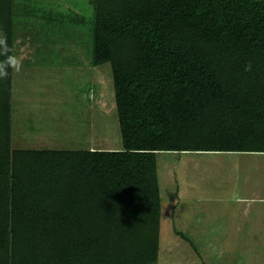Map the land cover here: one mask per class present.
<instances>
[{"label":"trees","instance_id":"obj_1","mask_svg":"<svg viewBox=\"0 0 264 264\" xmlns=\"http://www.w3.org/2000/svg\"><path fill=\"white\" fill-rule=\"evenodd\" d=\"M70 4L111 66L121 147L11 148L0 80V264H159L158 155L264 153V0ZM15 7L0 0L12 49Z\"/></svg>","mask_w":264,"mask_h":264},{"label":"rangeland","instance_id":"obj_2","mask_svg":"<svg viewBox=\"0 0 264 264\" xmlns=\"http://www.w3.org/2000/svg\"><path fill=\"white\" fill-rule=\"evenodd\" d=\"M70 3L75 7L73 9L78 10V0H15L13 53L27 56L23 65L38 61L39 56L49 49L45 52L46 58L51 61L49 63L62 62L68 58L77 60L74 64H78V69H59L60 76H63L60 83L62 92H72L73 89L78 91V111L83 114V119L78 121L80 126H86L90 121L88 128L90 133L95 129V144L102 148H120L111 66L108 62L90 64L88 15L85 16L86 21L73 25L69 23L65 16L72 9ZM22 70L26 73L25 68ZM68 70L69 76L65 79ZM40 79L25 80L22 87H27L36 95L42 94L40 88L43 83ZM19 86L20 82H17V95ZM4 91L5 87H2L0 98ZM88 111L93 112L89 115ZM28 138L32 136L29 135ZM40 140L41 144L52 145V141L47 138L41 137ZM44 140L47 142L43 143ZM80 140L82 139L78 136V148H88L86 140ZM91 147L93 146L90 145L89 149ZM244 157H247V153L188 151L161 152L158 155L159 264H264V259L259 260L264 255V244L219 243L223 238L216 237L217 235L232 231L227 228L230 225L227 218L229 204L214 195L204 193L209 192L210 185L213 186L211 188L214 189V194L220 190H228V194L235 193V187L228 186L227 183L223 182L218 187L216 175L218 172H229ZM259 171H264V168ZM218 209L222 212L218 213ZM261 221L264 219H257V223L247 221L246 225L256 229ZM180 232L188 233L190 239L185 240L181 246V240L178 239ZM210 239L216 243H209Z\"/></svg>","mask_w":264,"mask_h":264},{"label":"crops","instance_id":"obj_3","mask_svg":"<svg viewBox=\"0 0 264 264\" xmlns=\"http://www.w3.org/2000/svg\"><path fill=\"white\" fill-rule=\"evenodd\" d=\"M49 50L41 53L38 61L23 65L22 69L25 68L26 73L24 70L20 73L12 71L11 146L30 149L78 150L80 149L78 148V136H80L82 139L80 141L86 140L88 148L90 145L93 146L91 148H100L101 146L95 144V129L93 128V133H90L91 130L88 128L90 121L86 126H80L78 121L83 119L82 111H78V91L73 89L72 92H66L64 90V93L60 86L63 76H60L59 69H78V64H74L78 61L68 58L63 59L65 61L62 62L49 63L51 61L46 58L45 54ZM67 76H69V70L65 73V79L68 78ZM38 77L43 83V87L40 88L42 94L36 95L27 87H22L23 81L34 78L37 80ZM17 82H20L19 95L15 87ZM92 112L88 111L87 114L91 115ZM85 129L89 131L85 133ZM29 135L32 138H28ZM41 137L52 141V145L41 144ZM45 142L47 140L43 143ZM262 168H264V153H247V157L237 163L232 170L218 172L216 175L218 187H221L223 182L227 183L228 186L235 187V193L228 194V190L227 192L220 190L214 194L212 185L208 187L209 192L204 191L206 194L223 199L231 206L228 205L227 218L230 225L227 228L232 231H224V233L221 231V235L216 236L223 238L219 240V243L264 244V221L257 224L259 227L256 226V229L254 226L246 225L247 221L256 222L257 219H264V171H259ZM217 211L222 212L220 209ZM246 218L247 221H245ZM208 241L216 243L211 239ZM261 256L263 257L257 258L263 260L264 255Z\"/></svg>","mask_w":264,"mask_h":264},{"label":"clouds","instance_id":"obj_4","mask_svg":"<svg viewBox=\"0 0 264 264\" xmlns=\"http://www.w3.org/2000/svg\"><path fill=\"white\" fill-rule=\"evenodd\" d=\"M0 80L7 79L9 72L13 71L20 73L23 68V61L27 59L26 55H16L13 53L12 47L8 43V36L3 31L0 30ZM252 64L249 62L245 65V71H251Z\"/></svg>","mask_w":264,"mask_h":264}]
</instances>
